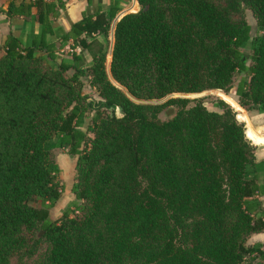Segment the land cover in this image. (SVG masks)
<instances>
[{
  "label": "trees",
  "instance_id": "trees-1",
  "mask_svg": "<svg viewBox=\"0 0 264 264\" xmlns=\"http://www.w3.org/2000/svg\"><path fill=\"white\" fill-rule=\"evenodd\" d=\"M136 1L113 24L108 68L94 35L106 36L118 9L98 7L59 35L89 51L87 71L75 52L52 66L46 37L66 1L0 6L41 26L27 45L0 38V264H264L263 244H247L264 231L249 129L222 99L209 110L171 96L228 93L239 78V104L264 112V0ZM85 74L97 102L86 101ZM52 139L78 156L74 200L59 219L49 216L61 194Z\"/></svg>",
  "mask_w": 264,
  "mask_h": 264
},
{
  "label": "rangeland",
  "instance_id": "rangeland-1",
  "mask_svg": "<svg viewBox=\"0 0 264 264\" xmlns=\"http://www.w3.org/2000/svg\"><path fill=\"white\" fill-rule=\"evenodd\" d=\"M139 8L140 7L137 3L136 6L130 8L129 12H136L139 10ZM244 17L247 23L251 26V36L260 34L257 21L255 17L253 16L252 11L249 9H246L244 12ZM113 24L114 23H112L105 37L99 34H96L94 36L96 37V39H98L97 35H99L104 45L107 46V49H108V53L106 56L107 68L109 66L110 52H111V47L113 44ZM66 50L67 48L65 49V51H62L61 54L66 56V53H67ZM82 52L85 53V57L87 60L84 62H80L79 64L82 69L87 71L89 65L91 64L92 56L87 49L82 50ZM87 54L89 58H87ZM2 55H3V51L0 49V57ZM59 57L60 56H58V58H56L55 60V63L52 64L53 67L56 66V63L59 61ZM42 65L45 67H48L49 63H47L46 61H43ZM72 73H73V70L71 69L67 72V75H71ZM81 81L83 85L82 90L88 96L86 101L89 102L93 100V102H97L100 98L97 95L95 89L90 86V77L88 76V74L81 76ZM238 81H239V78L234 82L233 87L228 91V93H225L219 89H207L199 93H174L171 96L172 97H186L191 100L199 99L200 101L203 102V104L209 110H217L214 103L216 102V100L222 99L225 103H227L230 107H232L235 110L236 118L238 119V121L244 124L245 130L249 129V132L251 134L253 141L257 144H255L249 137L247 139L250 141L252 145L255 146V149H256L259 145H264V136H263L264 134H263V130H261L264 128V114H263L264 112L258 113L255 110H247L241 104H239L238 97L234 94V90H235V87ZM165 99L166 98H163V99H160L154 102L162 103L164 102ZM169 112L170 110L164 109L160 113V117L162 119H165L166 116L169 114ZM115 114L116 115L121 114L118 108L115 109ZM92 115H93V110H89L86 112V116L84 118L83 125H82L83 130H85L86 126L90 124V119ZM89 135L91 136L92 134L89 133ZM49 145L51 146L52 152L54 153L56 163L60 168V174L58 177V181L61 184L60 197L58 201L56 202L55 206L49 210V216L51 219H59L61 217L63 210L67 206H69L74 200V194L71 192V187L73 185V182L75 181V176H76L75 163H76L78 156L69 153L68 148L54 147V139L50 141ZM70 155H73V156H70ZM253 243L263 244L264 246V231L260 233L252 234L248 238L247 244L250 245Z\"/></svg>",
  "mask_w": 264,
  "mask_h": 264
},
{
  "label": "crops",
  "instance_id": "crops-1",
  "mask_svg": "<svg viewBox=\"0 0 264 264\" xmlns=\"http://www.w3.org/2000/svg\"><path fill=\"white\" fill-rule=\"evenodd\" d=\"M7 5L8 0H0V6L4 9L7 8ZM136 5V0H66L64 7L59 9L57 16L52 19L54 35L47 36L46 38L47 40L55 42V53L57 54V58L60 56L59 59H71L69 56H72V52H75L81 57L79 63L84 62L87 60L85 53L82 52L84 49L80 46L73 47V42L71 40L61 44L59 42V35L63 31H69L74 23L80 21L84 15L92 14L98 7L103 11L108 10L110 7L118 9L112 22L114 23L122 15L128 13L131 7ZM33 12H35L34 8ZM40 30L41 26L37 22H30L22 17L9 19L4 14L0 15V38L11 32L15 37H18L24 45H27L34 40L37 42ZM97 38L100 39V36L97 35ZM66 48L67 53L65 56L62 55L61 52L65 51ZM70 48H73V50L69 51ZM87 58H89L88 54ZM78 65L80 67V64ZM255 161L259 167V179H262L264 178V145H259L255 149ZM259 200L264 207V195L260 196Z\"/></svg>",
  "mask_w": 264,
  "mask_h": 264
},
{
  "label": "built area",
  "instance_id": "built-area-1",
  "mask_svg": "<svg viewBox=\"0 0 264 264\" xmlns=\"http://www.w3.org/2000/svg\"><path fill=\"white\" fill-rule=\"evenodd\" d=\"M31 1H34V0H31ZM44 1H56V0H44ZM61 1H66V0H61ZM73 48H70L69 51H72ZM263 130V134H264V128L262 129Z\"/></svg>",
  "mask_w": 264,
  "mask_h": 264
},
{
  "label": "water",
  "instance_id": "water-1",
  "mask_svg": "<svg viewBox=\"0 0 264 264\" xmlns=\"http://www.w3.org/2000/svg\"><path fill=\"white\" fill-rule=\"evenodd\" d=\"M111 49H112V47H111ZM70 156H73V155H70Z\"/></svg>",
  "mask_w": 264,
  "mask_h": 264
}]
</instances>
